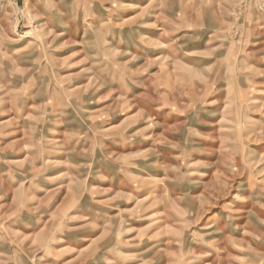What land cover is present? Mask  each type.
<instances>
[{
	"label": "rangeland",
	"instance_id": "1",
	"mask_svg": "<svg viewBox=\"0 0 264 264\" xmlns=\"http://www.w3.org/2000/svg\"><path fill=\"white\" fill-rule=\"evenodd\" d=\"M0 264H264V0H0Z\"/></svg>",
	"mask_w": 264,
	"mask_h": 264
}]
</instances>
